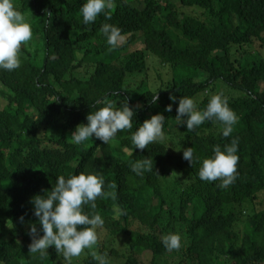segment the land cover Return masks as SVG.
<instances>
[{
    "label": "trees",
    "instance_id": "obj_1",
    "mask_svg": "<svg viewBox=\"0 0 264 264\" xmlns=\"http://www.w3.org/2000/svg\"><path fill=\"white\" fill-rule=\"evenodd\" d=\"M14 3L33 38L22 45L18 69H0V264H69L55 246L43 256L29 253V225L40 227L31 198L50 191L60 175L97 171L112 195L98 197L95 209L84 207L102 216L97 231L106 240L71 264H98L93 254L115 256L109 264H264V0H114L111 19L101 14L87 25L84 0ZM104 23L127 36L121 47L106 43ZM140 37L143 47L128 52ZM150 55L158 57L161 84L147 85L144 77L130 85L131 75H147ZM218 93L238 116L229 137L216 120L191 131L178 124L181 97L203 110ZM126 101L136 108L132 129L107 144L95 136L71 142L88 113ZM156 113L166 118L165 140L135 148L132 133ZM233 139L234 183L222 188L220 180H201L203 159ZM186 147L193 148V164L183 158ZM145 157L153 159V171L137 175L130 165ZM172 174L183 178L177 192L168 184ZM117 205L124 210L119 217ZM169 233L180 234L178 250L165 248Z\"/></svg>",
    "mask_w": 264,
    "mask_h": 264
},
{
    "label": "clouds",
    "instance_id": "obj_2",
    "mask_svg": "<svg viewBox=\"0 0 264 264\" xmlns=\"http://www.w3.org/2000/svg\"><path fill=\"white\" fill-rule=\"evenodd\" d=\"M114 0H84L80 13L85 25L92 24L97 17L104 14L111 19V9ZM100 32L106 38L111 48L121 47L126 37L121 29L113 24L104 23ZM33 38L30 21L19 10L14 0H0V69L13 71L22 64L21 49ZM175 101L176 96L170 95ZM159 101L158 91L151 97V102ZM172 104L167 105L165 111H172ZM136 108L128 101L122 107H115L113 102L87 115V123H81L71 132V142L81 144L89 138L101 140L107 144L117 133L133 128V118ZM176 120L178 124H186L189 131L202 125L207 120H216L223 124L221 134L229 137L233 126L238 122V116L229 106V99L223 93L212 95L207 107L197 109V102L192 97H181L179 100ZM162 113H156L145 119L138 129L132 133L131 141L135 148L145 149L152 143L165 140L164 122ZM213 155L204 158L199 169V178L204 181L220 180V187L226 188L237 177L238 140L233 139L231 144L216 145ZM183 158L190 164L194 161L192 147L183 149ZM195 159H199L195 157ZM137 175L145 171L151 172L154 168L152 158L145 157L130 165ZM115 188V184L109 185ZM112 195L105 189V178L100 172H80L69 175L67 178L60 175L52 189L45 190L44 194H36L31 198L33 214L38 218L36 223L29 225L28 234L31 237L28 251L30 254L46 255L50 246H55L58 253H62L65 260L71 264L72 258L79 257L85 249L92 248L98 241V228L104 225V220L98 212L85 211V205L96 208L98 197ZM116 216L124 214V210L115 208ZM23 220V216L20 218ZM41 232L43 233L41 235ZM167 250H178L182 246V239L178 233H169L162 237ZM94 258L98 264H109L106 254Z\"/></svg>",
    "mask_w": 264,
    "mask_h": 264
},
{
    "label": "rangeland",
    "instance_id": "obj_3",
    "mask_svg": "<svg viewBox=\"0 0 264 264\" xmlns=\"http://www.w3.org/2000/svg\"><path fill=\"white\" fill-rule=\"evenodd\" d=\"M126 38H127V36H125ZM143 45H144V43H143V39L140 37V39H138L135 43H133L130 47H129V50H128V52H131V51H133V50H135V49H139V48H142L143 47ZM261 50H260V52L262 51V53L264 54V48L262 47V48H260ZM148 59H150V64H149V66H150V68L148 69V71H147V75L145 76V74H142V75H140V76H136V75H131L130 76V78H129V83H130V85H132V86H137V85H139L140 84V80L142 79V78H147L148 79V81H146V83H147V85H150V82L152 83V84H154V85H156V86H159L160 84H161V81H160V79L158 78V73H157V71H155V67H156V65H158V63L157 62H159L158 61V57L157 56H155V55H150L149 56V58ZM161 72H162V74H163V76L164 77H167V74L169 73V68H165V69H163V70H160ZM203 78H205V77H203ZM151 86V85H150ZM144 88H146V86H144ZM2 101H0V103H1ZM115 138V137H114ZM113 138V139H114ZM173 144H171V146H172ZM171 151L172 152H175V150H174V148L173 147H171ZM168 184H169V186H170V190H172V188L173 187H175V189H176V192H177V190H179V189H181V187L183 186V178L179 175H170L169 176V178H168ZM176 192L175 193H172V195H171V197L173 198L174 196H175V194H176ZM98 233H99V231H98ZM106 240V235H104L103 234V230H101L100 231V233L98 234V241H97V244L96 245H93L92 246V248H90V249H85L84 250V252L79 256V257H76V258H78V259H82L83 257H85L86 256V254L88 253V252H90V250L91 251H95V252H98V248H99V245L101 244V242H103V241H105ZM112 246H115L114 245V243L112 244ZM87 250H88V252H87ZM108 258V257H107ZM111 262H115L116 260H117V258L115 257V256H112V255H110V257L108 258ZM75 260V259H74Z\"/></svg>",
    "mask_w": 264,
    "mask_h": 264
}]
</instances>
